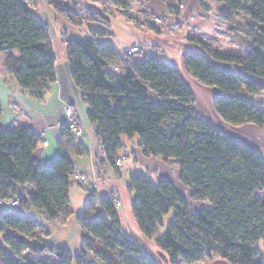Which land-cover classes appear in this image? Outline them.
I'll return each mask as SVG.
<instances>
[{
	"label": "trees",
	"instance_id": "16d2710c",
	"mask_svg": "<svg viewBox=\"0 0 264 264\" xmlns=\"http://www.w3.org/2000/svg\"><path fill=\"white\" fill-rule=\"evenodd\" d=\"M109 1L128 11L129 0ZM217 1L224 5L219 13L223 22L245 14L248 53L223 54L200 40L207 56L185 54V69L200 84L220 91L213 106L225 123L262 128L264 105L251 97L264 93V0ZM105 22L109 27L110 21ZM108 30L93 29L100 38ZM94 38L68 39L67 57L108 162L117 167L122 159V136H139L144 155L175 164L190 200L204 203L194 210L168 179L155 182L134 173L127 185L133 198L129 210L140 234L174 264L215 259L264 264V156L197 115L194 94L176 67L152 56L125 60L117 48ZM3 52L9 53L5 67L19 86L43 101L57 80V55L50 28L27 0H0ZM2 113L0 101V119ZM41 141L26 126L5 130L0 124V200L20 201L19 208L0 206L6 208L0 212V264H155L122 231L119 193L103 199L91 189L85 213L78 218L83 235L78 256L45 243L50 232L32 213L68 224L77 174L74 157L88 152L64 125L59 154L45 167L34 158Z\"/></svg>",
	"mask_w": 264,
	"mask_h": 264
},
{
	"label": "rangeland",
	"instance_id": "374dc122",
	"mask_svg": "<svg viewBox=\"0 0 264 264\" xmlns=\"http://www.w3.org/2000/svg\"><path fill=\"white\" fill-rule=\"evenodd\" d=\"M27 3L35 16H49L52 24L50 32L52 36L56 33L58 37L53 41L59 56L62 50L66 53L68 39L88 40L96 37L100 42L117 48L121 54L127 48H138L139 52L134 53L131 59L158 57L176 67L193 91L197 115L206 119L210 118L213 110V88L206 87L189 76L184 66V55L194 53L206 57L205 49L198 43L200 40L223 54L246 56L248 53L249 36L245 14L237 15L232 23L223 22L219 13L224 5L217 0H129L127 12L109 0H27ZM105 19L110 21L109 27ZM99 27L109 29L102 38L93 31ZM121 141L131 150L133 144L140 142V137L122 136ZM126 165L127 163L121 167ZM95 176L98 177L95 184L100 188L102 180L98 174L93 173L89 177L93 179ZM89 188L72 184L70 199L73 216L66 227L59 222L45 221L37 212L32 213L50 232V236L45 238L46 244L67 249L80 247L82 231L78 218L85 213L91 193ZM122 209L124 223L142 251L155 264H174L154 241L147 240L133 228V220L124 211L126 208ZM5 210L6 208H0V212ZM172 216L173 212L166 218L161 234L165 232ZM2 245L0 236V246Z\"/></svg>",
	"mask_w": 264,
	"mask_h": 264
},
{
	"label": "crops",
	"instance_id": "0c3cea01",
	"mask_svg": "<svg viewBox=\"0 0 264 264\" xmlns=\"http://www.w3.org/2000/svg\"><path fill=\"white\" fill-rule=\"evenodd\" d=\"M37 18L49 28L51 27L52 24L49 21L48 15L46 18H42L40 15L37 16ZM56 38H58L56 33H54V36L51 34L53 46V39L55 40ZM55 51L57 54L56 48ZM8 55L9 53L7 52L0 53V101L3 108L2 117L0 119L1 126L5 130L26 126L35 132L42 141L34 153V158L38 163L47 167L55 161L59 154L58 141L61 137L62 128L67 122L65 110L67 107H71L76 119L84 128V136L81 143L88 152L86 156L74 157L76 172L87 176L93 173L98 174L102 180L100 188L97 189L100 198H108L113 193H119V195L122 196V205L119 206V210L123 223L122 231L124 233L127 232L131 235L129 227L124 223L122 208H126L124 211H127L131 220H133L129 210V202L132 201L133 198L132 195L128 193L127 185L131 175L134 173L145 174L155 182L160 179H168L174 184L178 193L189 202L194 210L203 208L204 203L192 202L190 200L191 192L181 184L180 170L176 165L166 163L159 158L146 157L143 150L140 148V143L136 145L133 144L131 150L127 148V145H124L123 150L119 152V158L125 157L127 159L126 167H114L108 162L101 144L95 136L94 129L89 123V108L83 103L82 92L72 79L67 51L64 54L62 50L61 56L57 54V80L51 86V89L43 101H38L24 92L15 78L6 70L5 60ZM189 76L192 78L190 74ZM183 78L185 80L184 76ZM211 92L213 96V105L214 98L220 94V91L217 88H213ZM251 98L254 103L264 105V93L252 96ZM210 113V118L204 119L219 130L225 132L231 138L248 145L264 156V127L260 128L255 125L234 127L228 125L215 112L214 106ZM44 143H47V146H45ZM122 151L123 153L121 154ZM132 224L133 228L137 230L134 221ZM80 240H82V234L80 235ZM81 249V243L79 248H69L74 257L81 253ZM196 264L230 263L215 259L213 261H201Z\"/></svg>",
	"mask_w": 264,
	"mask_h": 264
},
{
	"label": "built area",
	"instance_id": "2783aa9c",
	"mask_svg": "<svg viewBox=\"0 0 264 264\" xmlns=\"http://www.w3.org/2000/svg\"><path fill=\"white\" fill-rule=\"evenodd\" d=\"M139 49L136 47L133 48H127L123 51V58L125 60L129 59L132 55H134V53L139 52ZM65 115H66V126L70 129V131L73 133V135L79 139L82 140L83 136H84V128L80 125V123L78 122V120L75 117L74 111L71 107H67L65 110ZM45 146H47V143H44ZM127 163V159L126 158H122V159H118L116 161V166L117 167H121L124 164ZM98 177H94L93 179L85 174H80L77 173L76 175H74L73 177V181L74 183L78 184L81 187H90L92 189H98V186L95 184L98 179H96ZM89 188V189H90ZM18 199V198H17ZM16 198H11L8 200H0V206H6V207H10V208H19V204L20 201L19 199L17 200ZM15 202L17 204H15ZM119 206V204H118Z\"/></svg>",
	"mask_w": 264,
	"mask_h": 264
}]
</instances>
